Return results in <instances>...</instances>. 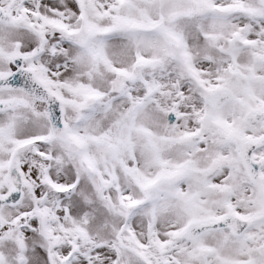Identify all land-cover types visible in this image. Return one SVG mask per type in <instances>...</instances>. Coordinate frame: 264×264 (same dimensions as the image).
<instances>
[{
  "label": "snow or ice",
  "instance_id": "obj_1",
  "mask_svg": "<svg viewBox=\"0 0 264 264\" xmlns=\"http://www.w3.org/2000/svg\"><path fill=\"white\" fill-rule=\"evenodd\" d=\"M0 264H264V0H0Z\"/></svg>",
  "mask_w": 264,
  "mask_h": 264
}]
</instances>
